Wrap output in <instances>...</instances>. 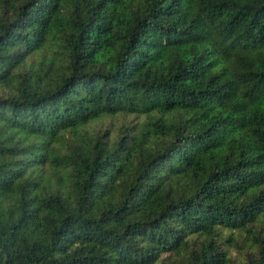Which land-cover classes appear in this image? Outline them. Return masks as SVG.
I'll list each match as a JSON object with an SVG mask.
<instances>
[{
	"label": "trees",
	"instance_id": "16d2710c",
	"mask_svg": "<svg viewBox=\"0 0 264 264\" xmlns=\"http://www.w3.org/2000/svg\"><path fill=\"white\" fill-rule=\"evenodd\" d=\"M0 264H264V0H0Z\"/></svg>",
	"mask_w": 264,
	"mask_h": 264
},
{
	"label": "rangeland",
	"instance_id": "374dc122",
	"mask_svg": "<svg viewBox=\"0 0 264 264\" xmlns=\"http://www.w3.org/2000/svg\"><path fill=\"white\" fill-rule=\"evenodd\" d=\"M96 125L97 124H91V127L96 126ZM229 253H230L231 257H236L237 259H240V256H237V253H236V251L234 250L233 247L229 248Z\"/></svg>",
	"mask_w": 264,
	"mask_h": 264
}]
</instances>
